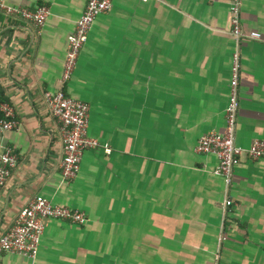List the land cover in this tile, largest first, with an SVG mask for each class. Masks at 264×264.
<instances>
[{
  "label": "crops",
  "instance_id": "1",
  "mask_svg": "<svg viewBox=\"0 0 264 264\" xmlns=\"http://www.w3.org/2000/svg\"><path fill=\"white\" fill-rule=\"evenodd\" d=\"M0 1L51 9L42 26L0 9V96L19 120L0 131V150L19 156L0 189V237L37 195L89 218L47 219L37 257L4 252L0 264H264V158L243 155L227 183L217 156L195 150L226 129L237 47L236 143L264 139V0H243L244 28L261 38L240 43L231 0H114L66 83L68 37L89 0ZM60 88L90 104L89 133L111 147L85 150L72 180L45 99Z\"/></svg>",
  "mask_w": 264,
  "mask_h": 264
},
{
  "label": "built area",
  "instance_id": "2",
  "mask_svg": "<svg viewBox=\"0 0 264 264\" xmlns=\"http://www.w3.org/2000/svg\"><path fill=\"white\" fill-rule=\"evenodd\" d=\"M114 0H89L85 11L76 22V28L68 37V52L62 74L63 83L68 82L77 67L82 48L88 40L93 22L102 13L109 11ZM243 0L230 1L231 33L240 43L245 38L260 39L257 31H247L242 21ZM0 9L6 14L17 16L37 26H42L51 14L47 5L36 9L24 6L9 5L0 1ZM240 49L233 53L231 96L226 109V129L224 132L211 131L203 135L196 145V152L214 154L218 158L216 173L223 175L230 183L235 167L240 164L243 155L251 158H264V139H256L249 149L237 145L236 129L240 107ZM1 83V79H0ZM45 99L53 116L60 125L64 145L61 160L62 175L65 180L74 179L81 168L85 150L103 147L111 152L108 143H102L89 133L90 104L68 94L64 88L46 91ZM19 120L14 107L0 96V131L17 129ZM19 156L11 147L0 150V189L3 188L18 165ZM232 200L227 201L230 205ZM58 218L75 224H85L89 218L85 211L52 202L43 195H37L19 212L14 225L0 237V255L4 252L17 253L30 258L38 255L47 219Z\"/></svg>",
  "mask_w": 264,
  "mask_h": 264
}]
</instances>
